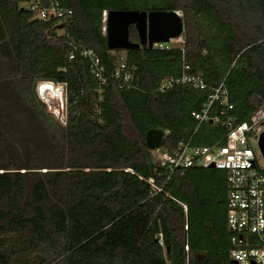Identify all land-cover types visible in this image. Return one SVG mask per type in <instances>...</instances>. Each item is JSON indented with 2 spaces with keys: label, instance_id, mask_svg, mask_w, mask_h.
Listing matches in <instances>:
<instances>
[{
  "label": "trees",
  "instance_id": "1",
  "mask_svg": "<svg viewBox=\"0 0 264 264\" xmlns=\"http://www.w3.org/2000/svg\"><path fill=\"white\" fill-rule=\"evenodd\" d=\"M59 1L73 11L67 22L0 0V264H234L227 173L158 168L146 137L164 130L169 153L213 146L228 117L241 124L264 108V0ZM129 10L181 13L184 45L109 50L104 12ZM130 39L139 42L134 26ZM83 49L98 54L105 82ZM118 54L131 85L112 75ZM185 64L208 88L161 92ZM42 82L66 86L65 126L41 100ZM222 85L233 109L216 102L221 123H200L193 113Z\"/></svg>",
  "mask_w": 264,
  "mask_h": 264
},
{
  "label": "built area",
  "instance_id": "2",
  "mask_svg": "<svg viewBox=\"0 0 264 264\" xmlns=\"http://www.w3.org/2000/svg\"><path fill=\"white\" fill-rule=\"evenodd\" d=\"M21 3L33 12L36 18L43 21L67 22L73 16V11L59 0H51L48 6L42 5L40 0H21ZM103 17L106 24L107 12H104ZM59 32L65 33L62 29ZM184 43L185 38L182 36L168 43H157L154 48L169 50L174 46L182 47ZM77 51L75 47L70 54V60L75 59ZM80 53L82 57L90 60L94 76L103 80L106 66L98 54L88 49H83ZM118 55H120L119 60L112 75L121 84L131 85L133 74L127 64L126 56L125 54ZM190 70V66L185 64L181 75L162 81L159 90L164 92L180 85H191L197 90H206L208 86L203 76L192 74ZM49 85L61 93L57 105L61 106L64 111L65 116L60 123L65 126L66 86L53 82L39 84V96L47 106H50V103L44 97V91ZM42 88H44L43 92ZM228 100V94L223 85L213 89L209 102L201 112H194L193 116L200 123L208 121L221 123L220 116L211 117L210 114L216 102L227 106L229 105ZM228 109L231 111L233 106L229 105ZM223 126L228 130L223 143L213 146H192L191 143L182 142L173 153L159 149L156 150L155 165L158 168H169L172 172L197 166L204 168L214 166V169L225 171L228 195L224 216L232 235L231 259L238 264H264V157L259 147V138L264 131V108L256 112L248 122L238 124L235 119L228 117L223 122ZM148 183L156 193L162 192L163 189L155 185L154 179H149Z\"/></svg>",
  "mask_w": 264,
  "mask_h": 264
},
{
  "label": "water",
  "instance_id": "3",
  "mask_svg": "<svg viewBox=\"0 0 264 264\" xmlns=\"http://www.w3.org/2000/svg\"><path fill=\"white\" fill-rule=\"evenodd\" d=\"M132 26L138 33L139 42L137 43L130 39ZM183 34V18L178 12L129 10L107 13L106 37L108 48L111 51L152 49L157 43H168L170 40L182 37ZM43 90L44 88L41 91ZM165 137L164 130L148 131L146 137L148 148L152 151L161 149ZM259 147L264 157V131L259 138ZM211 169H214V166H211Z\"/></svg>",
  "mask_w": 264,
  "mask_h": 264
},
{
  "label": "bare ground",
  "instance_id": "4",
  "mask_svg": "<svg viewBox=\"0 0 264 264\" xmlns=\"http://www.w3.org/2000/svg\"><path fill=\"white\" fill-rule=\"evenodd\" d=\"M44 97L50 103V105H57L60 101L61 93L59 90H56L53 86H47L44 91ZM53 95V96H52Z\"/></svg>",
  "mask_w": 264,
  "mask_h": 264
},
{
  "label": "rangeland",
  "instance_id": "5",
  "mask_svg": "<svg viewBox=\"0 0 264 264\" xmlns=\"http://www.w3.org/2000/svg\"><path fill=\"white\" fill-rule=\"evenodd\" d=\"M180 15H182V14L180 13ZM105 29H106V24H105ZM105 29H104V32L106 33ZM47 107H48V111L52 115H54L56 120H58L59 122L62 120V118H64L65 115H64V111L61 109V106H59V105H50V106H47Z\"/></svg>",
  "mask_w": 264,
  "mask_h": 264
}]
</instances>
